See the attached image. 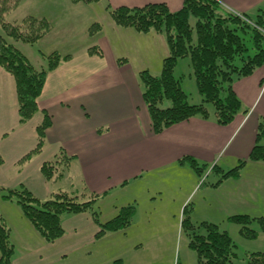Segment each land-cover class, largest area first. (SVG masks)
Masks as SVG:
<instances>
[{"label": "crops", "instance_id": "1", "mask_svg": "<svg viewBox=\"0 0 264 264\" xmlns=\"http://www.w3.org/2000/svg\"><path fill=\"white\" fill-rule=\"evenodd\" d=\"M37 1L32 4V11L22 12L18 19L12 20L11 16L28 2L22 0L7 15V21L16 24L29 16L47 20L51 30L35 43L38 66L44 67L45 56L52 53H58L62 60L48 73L37 99L38 111L24 124L19 123L14 78L0 68V188H25L41 201L58 192L82 201L92 195L102 200L112 192L120 197L128 188L136 189L151 203L146 205L145 212L149 215L140 225L131 222L124 230L100 236H97L99 224L114 218L120 208L134 206L135 200L113 206L105 214L100 212L96 222L89 213L62 214L64 234L53 243H46L22 215L18 204L0 197V206L7 210L0 211V216L9 229L12 263L178 264L175 255L167 253L168 229H175L176 215L183 211L201 181L188 159L194 160L198 167H211L207 180L211 172L221 176L248 158L264 118V65L251 75L232 81L240 110L231 123L222 126L212 116L207 119L194 116L154 134L142 99L139 73L160 74L162 60L168 55L165 39L155 32L119 28L109 11L119 6L164 3L171 12H176L184 0H106L108 16L103 22L71 16L74 8H78L75 6L91 4ZM218 1L231 12L245 15L256 14L264 5V0ZM94 24L98 27L90 35L89 29ZM153 57L157 62L151 72V64L145 66ZM181 88L184 89L183 85ZM195 92L201 103L196 86ZM208 110L211 115L209 106ZM45 115L51 123L45 130L41 151L22 161L38 144L36 128ZM58 156L62 161L54 164L58 171L47 180L41 166ZM249 164L264 166L263 162H246L237 178H227L233 181L225 196L229 202H236L237 197L253 200L249 195L253 190L250 180L258 189L264 182V177L255 174L245 179L248 166H252ZM176 171L182 172V177L175 179ZM168 181L174 182L170 186L172 199L163 203L162 182ZM116 201L123 200L120 197ZM243 204L248 206L249 202L245 200ZM135 211L134 207L133 214ZM182 221L180 216L181 225ZM135 227H149L152 235L137 237ZM148 243L161 247V251L146 250Z\"/></svg>", "mask_w": 264, "mask_h": 264}, {"label": "trees", "instance_id": "2", "mask_svg": "<svg viewBox=\"0 0 264 264\" xmlns=\"http://www.w3.org/2000/svg\"><path fill=\"white\" fill-rule=\"evenodd\" d=\"M21 1L0 0V68L14 78L19 123L24 124L38 111L37 99L46 77L58 67L62 57L58 53L47 55L45 66L36 69L11 43L14 41L33 45L51 30L47 20L31 16L16 24L8 22L6 16ZM99 1L71 0L73 4H94ZM258 10L261 11L262 7ZM109 13L113 23L119 28L138 33L152 31L164 36L168 55L162 60L160 74L153 76L147 71L139 73L143 88L142 99L154 134L194 116L204 119L212 116L222 126L234 120L240 110V103L232 90V81L247 77L264 65L262 15H257L258 20L252 21L248 15L226 9L218 0H184L180 10L176 12H171L164 3H150L140 7L119 6L111 9ZM190 18L195 20L193 26L189 22ZM94 26L98 27L92 25L90 34L95 33L92 29ZM248 32L252 33L248 35L253 55H248L249 50L244 40ZM180 59L189 61L198 93L202 96L199 104H189L187 95L180 86L181 78L174 76V68ZM165 101L170 104L165 108L160 107ZM208 106L211 107V115ZM50 123L49 116L45 115L36 128L38 144L22 161L41 151L45 130ZM60 159L58 156L55 161L41 166V172L47 180L58 171L54 164L62 162ZM188 160L197 174L202 172V167H198L194 160ZM246 162L264 163V118L258 126L255 145L248 158L223 173L217 183H221L223 179L237 178ZM0 197L4 200H15L22 215L46 243H53L64 234L62 214L89 213L95 222L99 216L93 208L99 199L97 195L82 201L77 196L58 192L50 199L41 201L25 188H0ZM133 212L132 205L120 208L114 218L99 224L97 236L126 229L132 222ZM232 219L241 223L244 231H248L244 232L246 237L254 236L245 225L251 224L256 218L240 215ZM258 219L264 225V218ZM183 224L184 220L182 226ZM203 224L206 234L197 235L188 221V228L192 231L189 246L196 253V264H231L235 253L229 236L225 232H219L214 225ZM9 236V229L0 216V264H13V246ZM247 264H264V253L249 254Z\"/></svg>", "mask_w": 264, "mask_h": 264}, {"label": "rangeland", "instance_id": "3", "mask_svg": "<svg viewBox=\"0 0 264 264\" xmlns=\"http://www.w3.org/2000/svg\"><path fill=\"white\" fill-rule=\"evenodd\" d=\"M35 1L36 3L38 2L37 0H28L24 8L19 9L18 12L13 14L11 16V19L16 20L19 18L22 12H26L29 10L32 11L33 10L32 4H34ZM87 6L88 7H86L85 5L75 6L78 8H74L71 16H78L83 19H86V17L96 18L97 20H100L102 22L105 21V19H107L108 14L105 13L106 0H101L97 3L87 5ZM256 12H257L256 14L248 15L249 18L252 21H256L258 20L257 15H262L263 20H264V5L262 6L261 11L257 10ZM6 20H7V16H6ZM189 22L193 26L195 20L193 18H190ZM94 25H97V24H94ZM262 26L264 27V21L262 23ZM95 28L96 26H94L92 29L96 31ZM248 34L251 35L252 33L248 32L247 35L244 36L245 37L244 40L249 50L248 55H253L254 51L250 49L252 46H251V41L249 39ZM95 38L97 39L98 36H96ZM154 39L156 40V38ZM262 41H263L262 46L264 48V40ZM11 43L15 46L17 45V47L21 49V52L25 54L28 61L36 69L40 68L37 63L38 60L36 58L38 57L37 52L35 50L36 44L23 45L21 42H14V41H11ZM135 53L136 51L130 53V55L133 56ZM153 54H155V52H152V55ZM156 62H157L156 59H154L153 57L152 61H149V63H146L147 65L145 67H148L149 64H151L152 67H150V70L151 72H153L152 69L156 66ZM237 64H239V62ZM148 73L150 74V72ZM174 76L176 78H181V83L184 88L183 91L186 93V95H188L187 100L189 104L198 103L199 102L198 95L195 92L196 83L193 78L188 59H180L177 61L176 66L174 68ZM169 104L170 103L168 101H165L164 104L161 105L160 107L165 108ZM249 165H252V166H248V170L244 174L245 179H247L249 175H252V174L259 175V177L260 176L264 177L262 175L264 174V168H263L264 166H256L253 164H249ZM201 167H202V172L199 174L196 173V175H198L201 180L198 186V188L200 187V189L196 188L194 190V192L190 195L189 199L183 206L184 207L183 211L176 215L175 220L176 222L178 221V223L175 225V229H172V230L168 229L167 237L169 240L166 245L167 253H169L170 255H175L176 262L178 264H196V253L189 246L190 233L192 231L188 228V221L191 223L193 230L197 235L206 234V227L203 224V223H206L208 225L216 226L219 232H225L231 239L234 245L233 251L235 253V257L232 260L231 264H247V256L249 254L264 253V225H261L258 219L261 217L264 218V182L260 184V188L258 189L256 188V184L254 183L253 179L250 180V183L253 185L252 186L253 190L249 193V195L250 197H252L253 200H249L247 198L244 199L245 197H240V198L237 197L236 202H233V201L229 202L225 198V196L228 195L230 183H232L233 185V181L230 179H227V180L223 179L221 181V185H218L220 183H217V182L219 181L221 176H219L214 171L211 172L207 180H205L206 175L210 173L209 169L211 167H208V166H205V167L201 166ZM175 174H176V177H175L176 179L178 176L182 177L183 173L180 171L178 172L176 171ZM212 182H215V184L217 183V185L215 184L209 185V184H212ZM171 183L173 184L174 182L172 181H168L167 183L162 182L163 184L162 187L165 190L164 199L161 200L163 203H169L170 200L172 199L171 197L172 187H170ZM127 189H125V191L121 192L120 194L121 200L123 201L121 202L116 201V199L117 198L120 199V197L117 194V192H112L108 196L103 198L102 200L100 199L97 200V202L94 204V207H93L94 210L97 211L99 215H100V212L103 213V211H104L103 214H105L108 210L112 209L113 206H119V204H121L122 202L125 204L126 201L128 200L129 201L135 200L134 207L136 208V211L132 215V222H133V225H140L142 222L145 221L147 215H149L148 213L146 214L145 209H147L146 205L151 203V201H149L148 197L146 198V196L144 195L143 197H141L140 193H137L136 189L135 191L132 189L130 190H127ZM168 191H170L169 194H167ZM245 200L249 202L248 206L243 204ZM156 203H158V201H156ZM98 206H100V211L98 210ZM0 209H1L0 211L4 213L7 211L4 206L2 207L0 206ZM240 215H246L252 219L256 218L255 220L251 222V224L245 225L247 228H249V230H251L254 233L253 237H246L244 232H248V231L247 230L244 231L242 229L243 225L232 219V217L240 216ZM180 216H181V219L184 220L183 226L181 225V222H179ZM134 229L135 230L133 232L135 235H137V237H144V236L148 237L150 234L152 235V232L149 227L148 228H136L135 227ZM136 230L138 231V234ZM133 239H136V238L133 237ZM145 246H146V250L148 249L150 251H155V250L161 251V247L154 246V244L148 243Z\"/></svg>", "mask_w": 264, "mask_h": 264}]
</instances>
